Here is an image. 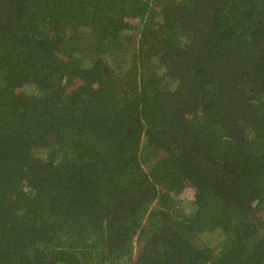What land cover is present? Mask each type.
Returning a JSON list of instances; mask_svg holds the SVG:
<instances>
[{
  "label": "trees",
  "instance_id": "trees-1",
  "mask_svg": "<svg viewBox=\"0 0 264 264\" xmlns=\"http://www.w3.org/2000/svg\"><path fill=\"white\" fill-rule=\"evenodd\" d=\"M0 264H264V0H0Z\"/></svg>",
  "mask_w": 264,
  "mask_h": 264
},
{
  "label": "rangeland",
  "instance_id": "rangeland-1",
  "mask_svg": "<svg viewBox=\"0 0 264 264\" xmlns=\"http://www.w3.org/2000/svg\"><path fill=\"white\" fill-rule=\"evenodd\" d=\"M155 209V206H152V208L149 210V212H152ZM134 249H136V244L134 242Z\"/></svg>",
  "mask_w": 264,
  "mask_h": 264
}]
</instances>
